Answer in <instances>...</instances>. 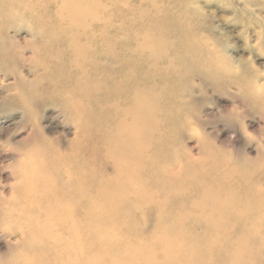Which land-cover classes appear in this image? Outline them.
<instances>
[{
  "label": "rangeland",
  "instance_id": "rangeland-1",
  "mask_svg": "<svg viewBox=\"0 0 264 264\" xmlns=\"http://www.w3.org/2000/svg\"><path fill=\"white\" fill-rule=\"evenodd\" d=\"M23 2L0 0V264H47L51 231L34 224L28 203L81 144L94 149L89 166L111 174L97 153L109 113L65 112L64 90L76 81L65 79L67 58L57 54L65 44L50 15L60 7L31 11L17 7ZM118 10L121 37L145 44L158 65V187L139 212L118 214L127 205L113 198L100 206L109 211L105 264H252L239 251L245 243L263 261L264 231L230 227L225 197H194L182 176L194 166L212 188L232 171L264 183V0H125ZM216 166L226 170L207 174Z\"/></svg>",
  "mask_w": 264,
  "mask_h": 264
},
{
  "label": "bare ground",
  "instance_id": "bare-ground-1",
  "mask_svg": "<svg viewBox=\"0 0 264 264\" xmlns=\"http://www.w3.org/2000/svg\"><path fill=\"white\" fill-rule=\"evenodd\" d=\"M25 1L17 7L31 11L52 4L60 7L50 15L55 18V35L65 44L63 52L58 46L57 54L67 58L65 79L76 81L75 87L64 90L65 112L109 113L105 125L110 127L109 133L98 135L97 153L100 165L111 174L104 175L96 170L98 167L89 166L86 157L94 149L79 145L75 152L78 159L48 186L34 193L28 203L31 218L43 231H51L47 264H105V230H102L104 214L109 211L100 206L108 198L125 202L127 208L117 211L124 215L130 208L134 212L151 204L157 191L153 149L154 123L158 120L156 102H159L152 91L156 86L152 71L158 65L144 56L148 48L145 44L126 42L119 34L117 20H121V11L115 12L125 0ZM5 4L0 3V8L4 10ZM77 83L83 87L77 88ZM91 121L96 123L98 119L87 117V122ZM221 167L216 166L207 174L224 172L226 169ZM196 169L189 167L182 176L189 184L190 194L194 197L212 194L217 199L224 196L222 206L228 212L230 227L235 229L236 224L245 222L246 229L264 231V183L259 174L244 176L232 171L217 188H212L202 184L203 174L195 176ZM246 238L250 244V238ZM239 251L255 260L252 264H264L246 243ZM221 260L222 264H231Z\"/></svg>",
  "mask_w": 264,
  "mask_h": 264
},
{
  "label": "clouds",
  "instance_id": "clouds-1",
  "mask_svg": "<svg viewBox=\"0 0 264 264\" xmlns=\"http://www.w3.org/2000/svg\"><path fill=\"white\" fill-rule=\"evenodd\" d=\"M257 94H264V87L258 88Z\"/></svg>",
  "mask_w": 264,
  "mask_h": 264
}]
</instances>
